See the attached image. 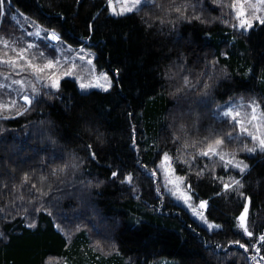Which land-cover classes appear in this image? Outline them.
Listing matches in <instances>:
<instances>
[{
  "label": "trees",
  "instance_id": "trees-1",
  "mask_svg": "<svg viewBox=\"0 0 264 264\" xmlns=\"http://www.w3.org/2000/svg\"><path fill=\"white\" fill-rule=\"evenodd\" d=\"M169 2L155 0L165 8ZM11 7L74 45L93 46L98 66L111 72L114 80L104 92L81 91L73 79L65 78L58 95L41 97L22 117L0 119V181L9 179L5 173H14L16 183L24 172L38 177L41 161H48L46 173L70 156L84 159L88 144L96 152L95 160L85 161L83 175L69 176L62 192L45 198V205H36L39 211L27 206L0 212V264H161L162 260L252 264L249 257L254 252L229 247L228 242L249 241L235 220L244 197L250 199V230L257 236L264 233V153L239 154L250 165L242 177L233 173L242 179L243 197L237 193L216 197L219 187L209 169L199 179L195 174L188 177L195 200L209 201L207 219L222 225L221 230L210 231L191 218L160 189L151 171L153 161L159 162V149L177 157L179 174L188 173L171 141L174 123L191 128L198 117L201 135L208 127L227 133L233 129L219 115L218 105L239 96L264 101V26L257 23L251 30H237L234 19L223 15L212 23L183 22L173 29L153 0L128 17L110 15L106 0H79V4L77 0H11ZM221 15L219 8L204 13L209 20ZM213 59L218 64L211 100L200 103V94L194 91L177 102L171 95L176 85L162 73L186 62L195 82ZM192 135H197L195 130ZM235 146L234 141L230 147ZM204 165L205 161L198 162L199 167ZM113 171L120 175L111 178ZM217 173L223 175L221 169ZM125 175L131 180L125 181ZM7 199L0 197V208L6 207ZM218 244L223 247L216 248Z\"/></svg>",
  "mask_w": 264,
  "mask_h": 264
},
{
  "label": "snow or ice",
  "instance_id": "snow-or-ice-1",
  "mask_svg": "<svg viewBox=\"0 0 264 264\" xmlns=\"http://www.w3.org/2000/svg\"><path fill=\"white\" fill-rule=\"evenodd\" d=\"M147 3L148 0H143ZM154 6L161 9L169 17L167 23L171 24L173 29L179 23L199 22L201 24L212 23L217 19H222L223 15H230L235 23L234 28L242 31H248L255 27L258 23L264 26V0H231L230 3L225 0H170L167 8L163 4L155 3ZM79 4V0H77ZM117 5L119 9L117 10ZM142 5V0H106V11L112 16L128 17L136 14ZM221 10V17H213L211 20L204 16L205 12ZM224 9H228L225 13ZM12 11L11 0H0V16L8 15ZM16 13L12 16L15 20ZM95 19V18H93ZM147 23V21H145ZM157 22L163 26L166 21L157 17ZM228 23V20H223ZM37 31L24 33L20 38L0 37V69L6 73H11L16 78L11 80L10 87L16 91V96L22 103H18V99L9 98L4 101L0 97V119L11 120L22 117L31 111L32 107L41 102V97H53L59 94L62 81L67 77H72L79 89L86 91L88 89H100L108 92L112 87V78L106 72H98L94 66L93 53L85 51L84 47L78 49L76 59L80 64H63L59 57L60 48H56L50 53L49 46L34 43L29 40L24 43V38L32 36L40 37L41 33L49 41L59 42L61 40L55 30L45 31L38 25H33ZM152 27V24H148ZM89 29L94 31V25H89ZM71 46H68V52L65 58L71 53ZM227 55V53H221ZM218 61L213 59L205 64L204 68L195 78L192 79V73L188 71L187 63L177 62L169 69L165 70L162 75L165 80L174 83L176 86L171 93L172 97L179 102L180 99H186L190 93L199 92V102L204 103L205 99L211 100L212 92L217 79L216 67ZM119 70H117L118 74ZM226 75V74H225ZM207 77V79H203ZM202 85V89H201ZM4 84H0V88H4ZM163 91V86L161 87ZM223 108L222 117L233 131L224 133L215 127H208L201 135V129L197 121L193 122L191 128L181 123L172 125L171 141L177 152L183 157V164L187 165L188 173L179 174V165H177V157L168 151L161 152L157 149L156 155L159 162L153 161L154 168L151 171L152 177H157L162 173L165 185H172L175 191L172 195L177 199H181L184 204L192 210L193 216L199 217L202 222L207 224L208 230H221L222 225L208 222L203 210L209 206V201L200 199L198 203L194 200L193 185L189 182L188 177L195 174L197 178H201L205 174V169H209L212 179L217 183L219 191L215 192L216 197L230 198L231 193H237L243 197L244 193L240 191L243 188L241 178H237V173L242 177L250 168L248 163L239 158L240 153L255 154L257 152L264 153V101L258 102L253 99L247 105L251 111H242L245 108L243 104H235L229 101L225 105H218ZM23 109V111H21ZM7 112L8 114H4ZM193 130L197 133L194 137ZM3 131V129H0ZM235 147H230L233 142ZM251 142V146L249 143ZM55 143V141H53ZM134 141V145H135ZM155 148L156 146L153 145ZM87 155L84 159L76 156H70L63 161L62 165L52 167L46 173L43 169L47 166L48 161H41V173L37 177L34 172H24L19 177V183H16L17 177L14 173H5L9 179L0 181V197H7L5 208H0V212H9L12 209L19 210L27 206H32L36 211L40 208L36 205H45L47 200L51 198L55 192H62L68 184V177L75 176L77 172L83 175L82 168L86 160H95L96 152L91 144L85 145L84 148ZM205 161L204 167H199L198 162ZM210 161L211 163H207ZM175 165V166H174ZM147 170V166H144ZM193 169H195L193 173ZM217 169L223 171V175L217 173ZM120 175L118 171L111 172V178H117ZM125 181H130L131 176L125 175ZM11 181V183L9 182ZM124 181H122L123 183ZM158 182V181H157ZM85 183V181H81ZM100 183H103L101 181ZM87 184L91 185L92 181L87 180ZM47 186V191L45 187ZM183 185V190L181 186ZM99 187V183L96 184ZM19 201L20 203H17ZM3 202V201H0ZM250 199L244 197V203L239 214L235 217L237 221L236 227L242 230L243 236L248 237L249 241L241 242V240H232L228 242V246H238L245 253L254 252V256L249 258L253 264H259V260H264L262 249H264V233L259 236L255 235L248 226ZM30 214V213H27ZM34 225H29L33 227ZM2 235V234H0ZM254 241V242H253ZM222 245H216V248H222ZM259 257V260H257Z\"/></svg>",
  "mask_w": 264,
  "mask_h": 264
},
{
  "label": "rangeland",
  "instance_id": "rangeland-1",
  "mask_svg": "<svg viewBox=\"0 0 264 264\" xmlns=\"http://www.w3.org/2000/svg\"><path fill=\"white\" fill-rule=\"evenodd\" d=\"M142 3L143 0H142ZM119 9V5H117V10ZM16 13H20L21 15L17 16L15 20L12 19V16L15 15ZM33 25H38L39 27H42L45 29V31L51 30L48 29L47 27H45L43 24L31 19L30 17H28L26 14L22 13V12H17L15 10L10 11L8 15L5 16H0V37H12V38H20L23 36L24 33L27 32H35L37 31V28L34 27ZM237 29V28H236ZM240 30V29H237ZM242 31V30H241ZM29 40H31L34 43H38L41 45V47H43V45H48L49 49L48 51L50 53H52V51L56 48H60L61 51L59 53V57L62 61V65L63 64H70V63H74V64H80L82 62H80L78 59H76V55L78 52V49L81 47L85 48V51L91 52L93 53V62H94V66L97 70V74L98 72H106L109 74V76L112 78V83L114 80V76L112 75L111 72H109L107 69L105 68H100L95 60V56H96V50L93 46L89 45V44H79V45H74L68 41H66L64 38H61V40L59 42L56 41H49L46 39V37L44 36V33L42 32L40 37H36V36H32L30 38H24V43H27ZM68 46H71V53L68 54L67 58H65V53L68 52ZM16 77L14 75H12L11 73H6L5 70L0 69V84H4L5 87L4 88H0V97L3 98L4 101H7L10 97L11 98H15L18 99V97L16 96V91L14 90L13 87H10L9 85H11V80L15 79ZM70 79H73L72 77H67ZM74 80V79H73ZM77 85V84H76ZM78 87V85H77ZM79 89V87H78ZM94 89V88H93ZM81 90V89H79ZM92 89H88L86 91H89ZM100 90V89H97ZM82 91V90H81ZM254 98L247 96V97H233L231 99H229L227 102L220 104V105H225L226 103H228L229 101H232L235 104H243L245 105V108L242 109V111H248L250 112L251 109L247 108V105L249 104V102L251 100H253ZM18 103H22V101H20L18 99ZM219 115H222L224 109L223 108H219ZM7 113V112H5ZM251 146V144H250ZM240 159H242L239 156ZM158 181L160 184V189L163 190L164 192L168 193L175 202H177L180 206H182L190 215L191 218L195 219L198 223L204 225L207 227V224H205L204 222L201 221V219L199 217L193 216L192 214V210L187 207L184 202L181 199H177L176 197H174L172 195V192L175 191V188H173L172 185H165L164 183V178L162 173L158 174ZM181 189L183 190V185L181 186ZM195 200V198H194ZM196 203H198V200H195ZM203 215L205 217V219L208 222H211L210 220L207 219L206 216V210H203ZM242 231V230H241ZM255 253L251 256H254ZM52 262V261H50ZM49 262V263H50ZM252 264L253 261L251 260ZM261 261L259 260V264H263L260 263ZM48 263V264H49ZM161 264H176V262H172L171 260H162Z\"/></svg>",
  "mask_w": 264,
  "mask_h": 264
}]
</instances>
